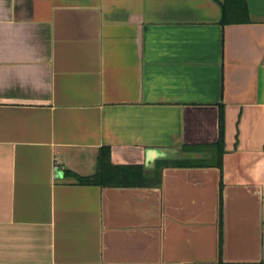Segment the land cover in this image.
Here are the masks:
<instances>
[{
	"label": "crops",
	"instance_id": "0c3cea01",
	"mask_svg": "<svg viewBox=\"0 0 264 264\" xmlns=\"http://www.w3.org/2000/svg\"><path fill=\"white\" fill-rule=\"evenodd\" d=\"M0 264H264V0H0Z\"/></svg>",
	"mask_w": 264,
	"mask_h": 264
},
{
	"label": "trees",
	"instance_id": "16d2710c",
	"mask_svg": "<svg viewBox=\"0 0 264 264\" xmlns=\"http://www.w3.org/2000/svg\"><path fill=\"white\" fill-rule=\"evenodd\" d=\"M225 12L223 11L222 22ZM221 140L218 141L216 151H220ZM111 153L107 149H101L97 169L94 174L89 176H78L71 172H65V175L71 176L76 183L80 185H97L101 187H149L159 184L156 170L150 175L142 165H114L111 163ZM178 167L205 166L202 161L191 158H185L173 162ZM167 163L158 164V167H164Z\"/></svg>",
	"mask_w": 264,
	"mask_h": 264
},
{
	"label": "water",
	"instance_id": "95a60500",
	"mask_svg": "<svg viewBox=\"0 0 264 264\" xmlns=\"http://www.w3.org/2000/svg\"><path fill=\"white\" fill-rule=\"evenodd\" d=\"M197 156L194 155V156H188V155H185L183 158H196Z\"/></svg>",
	"mask_w": 264,
	"mask_h": 264
},
{
	"label": "built area",
	"instance_id": "2783aa9c",
	"mask_svg": "<svg viewBox=\"0 0 264 264\" xmlns=\"http://www.w3.org/2000/svg\"><path fill=\"white\" fill-rule=\"evenodd\" d=\"M55 168H56V166H55Z\"/></svg>",
	"mask_w": 264,
	"mask_h": 264
}]
</instances>
